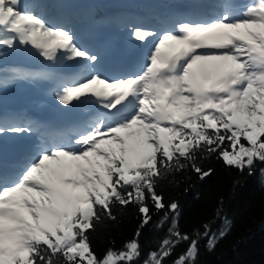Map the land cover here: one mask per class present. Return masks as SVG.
Segmentation results:
<instances>
[{"label":"rangeland","instance_id":"rangeland-1","mask_svg":"<svg viewBox=\"0 0 264 264\" xmlns=\"http://www.w3.org/2000/svg\"><path fill=\"white\" fill-rule=\"evenodd\" d=\"M23 1L0 0V42L20 55L19 64L32 74L37 89L24 92L26 79L11 84L0 80V114L25 108L42 124L58 121L57 126L62 123L56 121L61 105L76 109L79 115H68L64 120L69 131L58 144L40 151L35 145L30 151L32 162L27 163L24 156L15 167V173L22 169L17 179L5 180L8 189L0 190V264H12L14 256L24 257L26 236L46 241L49 233L59 244L70 246L73 239L65 227V213L78 206L80 215L86 217L91 199L103 202L111 193L112 177L133 179L137 176L134 169L145 161L152 164L156 151L169 154L170 142L183 151L189 140L174 132L175 126L194 133L205 120L214 128L229 130L231 150L223 154L228 163H248L252 156H258L256 139L264 128V0H248L250 11L241 17L234 6L247 0H214L209 17L162 32L146 24L156 0L145 2L146 16L117 13L118 22L128 15L140 20L121 24L123 28L118 31L126 35L109 25L95 28L87 22L78 27L63 16L64 12L53 19L60 25H49L52 12L34 13V19L24 17L25 12L41 7L36 4L30 10H19ZM38 19L46 21L47 27L38 24ZM57 28L66 29L74 39ZM74 29L77 36L78 32L89 33L90 40L76 42ZM138 29L152 33L144 35ZM144 36H150L153 45L144 55V66L134 73L108 78L98 70L100 60L96 66L91 64L94 56L108 57L117 43L122 41L128 47ZM104 38L107 44L102 54L95 44H102ZM197 46L205 53L181 66V52ZM170 59L175 69L167 74ZM64 66H75L76 74L66 77L62 74ZM156 74L162 75L161 80H155ZM131 104L139 106L135 114L121 116ZM113 111L116 116L108 118ZM216 111L222 112L223 124L212 118ZM83 121L84 128L76 133L74 127ZM15 126L24 124H0V129L5 133ZM67 177L71 183L65 182ZM56 223L61 233L55 231ZM134 252L135 244L131 243L125 252L108 253L99 264L129 259ZM193 252L191 248L188 255ZM70 254H76L81 264H92L84 244L74 246ZM145 264L158 261L153 257Z\"/></svg>","mask_w":264,"mask_h":264},{"label":"trees","instance_id":"trees-1","mask_svg":"<svg viewBox=\"0 0 264 264\" xmlns=\"http://www.w3.org/2000/svg\"><path fill=\"white\" fill-rule=\"evenodd\" d=\"M37 1L41 8L32 12H52L49 25H60L53 19L62 11L77 24L118 21L114 14L108 19L101 15L102 0ZM32 6L31 1L17 8L30 10ZM107 6L143 10L128 0ZM40 23L47 25L44 20ZM20 58L16 50L0 42V66L4 65L0 73L12 76L19 70ZM26 84L24 89H35L31 81ZM212 118L219 125L225 122L220 111ZM201 124L194 133L175 126L174 132L189 140L183 151L170 142L169 154L158 150L152 164L145 161L134 169L137 178L119 181L112 177L111 193L102 203L92 199L87 218L75 206L70 246L57 243L49 233L48 241L26 236V255L14 256L12 264H81L76 254H70L78 244L85 245L92 264H99L108 253L125 252L131 243L135 244L133 256L113 264H145L153 257L158 264H264V128L256 139L258 156L248 163H228L223 154L231 150L229 130L214 128L205 120ZM55 230L60 233L58 224Z\"/></svg>","mask_w":264,"mask_h":264},{"label":"bare ground","instance_id":"bare-ground-1","mask_svg":"<svg viewBox=\"0 0 264 264\" xmlns=\"http://www.w3.org/2000/svg\"><path fill=\"white\" fill-rule=\"evenodd\" d=\"M156 8V7H155ZM250 10V9H249ZM248 13V12H247ZM126 23H129L130 24V21L129 20H127V19H123V20H121L120 21V25L121 24H126ZM121 26H123V25H121ZM120 43V45H122L123 46V43H122V41L121 42H119ZM107 44V40L104 38L103 39V43L102 44H95L96 46H98L99 48H98V50L99 51H101V53L103 54V52H104V50H105V45ZM195 59V58H194ZM107 66V60H106V58H103V61H102V63H101V67H106ZM23 75L25 76V77H28V76H30V75H32L29 71H26V72H24L23 73ZM20 78V76H19V74L18 73H14L12 76H10L6 81L8 82V83H10V82H14L15 80H17V79H19ZM58 84H59V82H58ZM66 115H79V113H78V111L77 110H75V111H73V112H69V113H66L63 109H61V110H59L58 112H57V114H56V121H57V119L58 120H67V118H66ZM86 117V116H85ZM91 119H93V118H91ZM57 123H58V121L57 122H55V123H47V125H46V127L48 128V130L51 132V133H53V132H55V131H57L58 129H59V125L57 126ZM13 124H25V122L24 121H16V122H14ZM81 124V125H80ZM78 126V130L79 129H83L84 128V121L83 122H81ZM53 125V126H52ZM15 129H10V130H8V132H11V131H14ZM30 154L31 153H28L27 155H26V160H27V163H31L32 162V158H31V156H30ZM21 171H22V169L21 170H19L16 174H14L13 176H11V177H7V176H4L1 172H0V178L1 179H4V180H6V181H8V182H12L13 180H15V179H17V177H18V175L21 173Z\"/></svg>","mask_w":264,"mask_h":264},{"label":"water","instance_id":"water-1","mask_svg":"<svg viewBox=\"0 0 264 264\" xmlns=\"http://www.w3.org/2000/svg\"><path fill=\"white\" fill-rule=\"evenodd\" d=\"M169 69H172L171 71H169ZM174 69H175V66H174V63H173V60H170L168 65L165 67V71L167 73H173L174 72Z\"/></svg>","mask_w":264,"mask_h":264}]
</instances>
